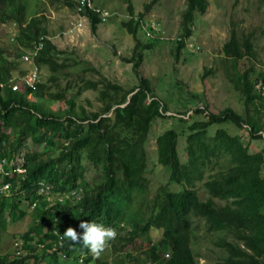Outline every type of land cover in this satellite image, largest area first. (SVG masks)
I'll return each mask as SVG.
<instances>
[{
    "label": "trees",
    "instance_id": "16d2710c",
    "mask_svg": "<svg viewBox=\"0 0 264 264\" xmlns=\"http://www.w3.org/2000/svg\"><path fill=\"white\" fill-rule=\"evenodd\" d=\"M53 1L74 9L78 4V0ZM125 1L129 19L122 26L132 35L135 46L132 56L122 61L132 64L138 84L124 89L106 80L85 81L75 92L67 86L49 94L53 101L65 105L62 110H53L45 104V95L50 85L58 82V71L65 68V64L57 61L62 53L45 39L44 49L35 63L39 68L49 69L48 82L38 83L35 90L12 91L8 82L14 77L15 63L21 61V51L37 37L47 36V31L41 18L27 17L26 0H0V21L13 22L18 29L15 51L6 56L0 51V159L21 157V166L26 171L24 175L0 180V186L11 183L13 191L9 202L0 193V231L5 230L8 220L17 222L24 217V203L29 207L37 200L38 205L31 212L33 225L20 237L31 242L35 236V244L43 246V252L57 242L52 233L54 228L62 235L71 226L82 235L79 224L88 221L116 230V239L110 241L112 264H199L191 247L193 220L199 218L208 231L222 234L215 245L226 256L217 264H264V178L261 176L264 147L250 153L249 145L238 135H230L223 129L214 136L209 134L213 126L232 124L243 130L250 141H258L264 139V124H256L230 108L214 113L207 106L194 110L193 114L201 117L197 120L183 118L185 112L178 114L181 117L166 116L167 104L154 95L149 79L139 72L143 52L159 42L148 40L141 44L137 34L142 15L135 18L129 0ZM208 5L207 0H185L179 36L182 40L173 49L176 59L184 48V40L192 35L195 15H203ZM88 17L90 29L95 33L101 22L92 14ZM254 40L253 34L238 38L232 30L221 51L232 63V72L227 71L226 77L244 97L247 110L264 93V70L254 75ZM100 84L101 109L87 112L77 108L76 101L82 93L95 91ZM165 118L176 119L182 125L181 131L168 129L156 139L158 163L169 172L170 182L192 186L203 179L205 170L219 167L204 182L209 195L206 201L200 200L192 188L178 192L160 185L152 188L147 177L145 144L152 124ZM181 136L186 137L183 161L178 152ZM28 138L34 145L57 149V156L44 157L37 151L21 156ZM82 157L100 171V180L87 178ZM220 158L225 160L224 164L218 162ZM39 183L47 184L56 197L74 191L80 199L68 198L62 203L55 200L49 205L45 197L38 195ZM150 193L152 197L147 200ZM214 199L226 204L217 206ZM151 230L160 232L156 245L149 241L141 243L140 239ZM62 243L61 249L70 258L67 264H79L78 257L89 254L82 244L74 245L68 239ZM29 247L32 251L36 249V245ZM137 253L142 254L136 256ZM9 256H0V264L24 262L23 257L16 260ZM52 258L56 260V255ZM91 259L87 256L83 264ZM96 264L109 263L98 260Z\"/></svg>",
    "mask_w": 264,
    "mask_h": 264
},
{
    "label": "rangeland",
    "instance_id": "374dc122",
    "mask_svg": "<svg viewBox=\"0 0 264 264\" xmlns=\"http://www.w3.org/2000/svg\"><path fill=\"white\" fill-rule=\"evenodd\" d=\"M207 1L209 5L205 13L195 15L192 22V35L184 40V48L179 53L178 59L173 50L175 43L159 42L153 49L143 52L144 60L139 67V72L149 79L154 95L167 104L169 112L165 114L166 116L181 117L183 115L178 114L185 112L183 118L197 120L201 117L194 115V110L207 106L209 111L214 113L230 108L243 117L248 116L256 124H264V93L262 99L256 97L248 105L247 110L244 97L233 88L226 77L227 71L232 72V63L221 53L232 30L238 38L253 34L256 39L253 41L256 52L254 75L261 72V69L264 70V0ZM92 2L95 7L104 9L110 14L106 23L97 25L95 33L91 31L88 22H82L78 30L74 28L78 21L74 8L53 0H26L27 17L41 18L43 28L47 31V39L62 53L58 56V63L65 64V68L60 69L56 74L59 77L58 82L51 84L45 95V104L53 110H62L65 105L62 101H53L49 94L62 91L67 86L75 92L85 81L103 83V80H106L124 89H130L138 84L132 64L122 61L123 58L132 56L135 46L132 35L122 26V23L129 19L126 1L92 0ZM129 2L135 18L142 15L143 20H156L161 24L167 36L170 38L180 36L182 15L186 10L185 0H158L155 3H152V0H129ZM69 29L74 31L67 35ZM17 33V26L13 22L2 23L0 21V51L3 56L15 51ZM137 39L141 44L148 42L141 32H138ZM30 68L31 64L18 61L14 65L13 76H20ZM50 74L46 66L41 67V82H48ZM101 90L102 85L100 84L95 91H84L76 101V107L83 108L87 112L100 110L102 107L99 101ZM173 128L181 131L182 125L172 118L157 119L152 124L145 144L147 177L153 189L159 185L174 192L192 188L200 200L206 201L209 195L204 188V182L209 179V176L218 172V166L211 168L210 171L205 170L201 181L188 186L170 182L169 172L158 163L156 139L168 129ZM219 129L225 130L230 135L240 136L242 142L249 145L250 153L259 152L264 147V139L250 141L243 130L232 124L213 126L209 134L214 136ZM185 139L186 137L181 136L178 142L181 161L185 159ZM32 151H37L44 157L50 158L58 154L57 149L34 145L28 138L24 143L21 156ZM218 162L224 164L225 160L220 158ZM82 164L86 168L88 179L100 180V171L84 157H82ZM261 176L264 178V164ZM12 194L13 191L11 195L4 196L8 202L13 198ZM152 194L148 195L147 200L152 197ZM214 202L217 206L226 204L225 201L218 199H214ZM27 205L24 203L22 206L29 212L30 206ZM262 212L264 213V208ZM29 222L28 214L25 219L7 226L6 231L0 236V256L15 255L13 242L27 230ZM220 236H222L221 233L208 231L202 219L193 220L191 247L199 264H217L226 256L215 245ZM160 238L159 231L151 230L140 241L141 243L149 241L156 245ZM227 239L231 241L230 237ZM141 254L137 253L136 256ZM9 257L11 259V256ZM99 259L109 263L113 262L110 246ZM150 263L154 264V262Z\"/></svg>",
    "mask_w": 264,
    "mask_h": 264
},
{
    "label": "clouds",
    "instance_id": "9594fccd",
    "mask_svg": "<svg viewBox=\"0 0 264 264\" xmlns=\"http://www.w3.org/2000/svg\"><path fill=\"white\" fill-rule=\"evenodd\" d=\"M18 160H20V158H18ZM0 171H2V168H0ZM8 187L9 186H7V185L5 186V188H8ZM39 187H40V183H39ZM11 192H12V185H11V188L8 192H4V193L0 192V193L3 194V196H9V195H11ZM39 196H41V195H39ZM62 196H64L63 201L65 199H68V198L80 199V196H78L77 193L74 191L62 194L61 196L58 195L57 197H62ZM57 197L54 195L52 197L51 201H47L46 197H45V199H46V202L49 203V205H53V202L55 200L58 201L56 199ZM33 203H35V207L38 205L37 200L32 202V204H30L29 212H28V209H24L25 215L21 219V220L25 219L29 214L30 222H29L27 230L25 232H28V229L31 228L33 225V217H31V212H33V210L35 209V207H32ZM45 210H47V207H45ZM54 213H56V212H54ZM17 222H19V221H17ZM17 222H11L8 220L6 228L8 225H10V224L13 225ZM54 222H57V217L54 218ZM6 228L3 232L0 231V236L2 233H4L6 231ZM79 228L83 229L82 235L79 234L76 231V229H74L71 226L67 227L62 235H60L58 233V230L56 228H54L52 230V233L54 236L57 237V242L54 243L51 248L45 249V252H43V249H44L43 246L35 244L36 243V237L35 236H33V240L31 242L30 241L24 242V239L21 237L19 239H15L13 242V245H12L15 255H13V256L10 255L11 259L18 260V259L23 257V259H24L23 264H67V262L70 260V258H68L66 256L65 252L61 248L63 246V243H62L63 239H68L74 245L75 244H82L89 251L88 255L82 254L81 256L78 257V263L79 264H83L84 260L87 256H90L92 258L91 262H89L88 264H96V262L98 260L99 261H106V260H100L99 257L105 252V250L109 246H111L110 241L116 239V237H117L116 230L114 228H111V227H105L103 224H98L96 222H88V221H81L79 224ZM31 245H36L35 251H32L30 249L29 246H31ZM38 252H40V253L38 254ZM53 255H56V260L52 258ZM112 263H109V264H112Z\"/></svg>",
    "mask_w": 264,
    "mask_h": 264
},
{
    "label": "built area",
    "instance_id": "2783aa9c",
    "mask_svg": "<svg viewBox=\"0 0 264 264\" xmlns=\"http://www.w3.org/2000/svg\"><path fill=\"white\" fill-rule=\"evenodd\" d=\"M75 14L78 17L77 23L74 25L75 29H80L82 26V22L89 23V14L96 16L101 24H104L108 21L110 17L109 12L104 9H100L95 7L92 0H78V4L75 7ZM74 30L69 29L68 34H71ZM139 32L143 33V35L148 39L155 42H172L176 43L179 42L180 37L170 38L166 35L165 31L163 30L161 24L156 20H139ZM47 39V36H39L31 45L23 50L21 55V61L23 63L31 64V68L28 70L27 73L20 76L12 77V79L8 82V87L11 88L12 91H18L21 88L24 90H35L38 83L41 82L40 80V68L35 63L36 57L43 51L44 49V40ZM20 161V160H19ZM0 180L4 178H14L16 176L23 175L26 171L21 166V161L18 162L16 160H8V159H0ZM9 186L5 188V186ZM11 188V183H5L0 186V192H8ZM38 195L46 197L47 201H51L54 194L51 191V188L43 183H40V187L38 190ZM64 196L57 197L56 199L59 202L63 201ZM32 207H35V203H33Z\"/></svg>",
    "mask_w": 264,
    "mask_h": 264
},
{
    "label": "water",
    "instance_id": "95a60500",
    "mask_svg": "<svg viewBox=\"0 0 264 264\" xmlns=\"http://www.w3.org/2000/svg\"><path fill=\"white\" fill-rule=\"evenodd\" d=\"M132 94H133V93H132ZM132 94H130L129 97H130ZM115 108H116V107H114L113 109H115ZM113 109H112V110H113Z\"/></svg>",
    "mask_w": 264,
    "mask_h": 264
}]
</instances>
